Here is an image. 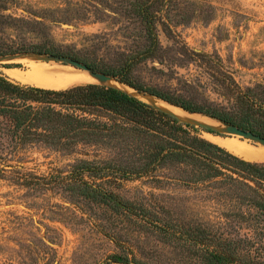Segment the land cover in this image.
<instances>
[{
  "label": "rangeland",
  "instance_id": "obj_1",
  "mask_svg": "<svg viewBox=\"0 0 264 264\" xmlns=\"http://www.w3.org/2000/svg\"><path fill=\"white\" fill-rule=\"evenodd\" d=\"M139 2L150 4L156 36L147 31L148 17L137 13ZM151 44L155 45L148 49ZM0 46L43 51L0 56V72L7 76L5 69L24 68L22 58L28 55L42 60L52 54L86 58L104 69L130 61L134 77L147 86L235 119L242 116L239 96L247 89L264 106V0H0ZM114 81L89 83L123 90ZM191 113L215 120L206 125L180 119L204 127L199 133L208 140L206 133L264 146L228 132L225 122L216 117ZM34 156L27 166L39 173L65 162L39 153ZM140 185V180L126 181L119 191L128 198L150 190L164 194L162 199L203 224L209 252L220 250L226 242L234 248L237 264H264V210L260 206L240 202L234 195L209 191L201 197L183 187ZM24 192L0 181V264H108L109 255L122 252L66 194L49 191L44 198H18ZM124 240L120 243L127 249L172 250L153 236Z\"/></svg>",
  "mask_w": 264,
  "mask_h": 264
},
{
  "label": "trees",
  "instance_id": "obj_2",
  "mask_svg": "<svg viewBox=\"0 0 264 264\" xmlns=\"http://www.w3.org/2000/svg\"><path fill=\"white\" fill-rule=\"evenodd\" d=\"M137 6V13L148 17V33L156 36L150 4ZM28 52L43 53L0 46V56ZM73 58L139 92L264 137V106L256 103L251 89L239 96L242 116L235 119L147 86L134 77L130 61L104 69L86 58ZM201 128L115 86L89 83L49 89L0 72V181L24 190L18 198H44L49 191L69 196L122 248L108 256V264H237L229 243L209 252L203 224L162 199L164 194L150 190L128 198L119 191L126 181L140 180V186L183 187L201 197L209 191L234 195L264 210V163L246 160L202 137ZM35 153L65 162L39 173L27 166ZM129 236H153L172 250H128L120 242ZM241 260L246 262L245 254Z\"/></svg>",
  "mask_w": 264,
  "mask_h": 264
},
{
  "label": "bare ground",
  "instance_id": "obj_3",
  "mask_svg": "<svg viewBox=\"0 0 264 264\" xmlns=\"http://www.w3.org/2000/svg\"><path fill=\"white\" fill-rule=\"evenodd\" d=\"M22 60V63L25 66H23L24 68L8 67L4 71L11 78H14L21 83L30 84L42 88L63 89L76 84H85L94 80H99L89 71L77 69L70 64H64L62 61H56L54 59L42 60L38 59L37 57L35 58V56L29 55L23 56ZM109 81L113 82L114 80ZM114 82L121 86L123 90L139 96L141 99L158 106L162 110L174 114L182 120L202 123L206 125L215 122V120H212L207 116L193 114L174 104L165 102L154 96L147 95L145 97H141L140 95H138L141 93H138L127 85H124L117 81ZM131 90H134V92L137 93H134ZM206 135L211 141L225 147L235 154L243 156L247 159H258L264 161V146L261 144L252 143L247 139H241L239 137H222L211 133H206Z\"/></svg>",
  "mask_w": 264,
  "mask_h": 264
},
{
  "label": "water",
  "instance_id": "obj_4",
  "mask_svg": "<svg viewBox=\"0 0 264 264\" xmlns=\"http://www.w3.org/2000/svg\"><path fill=\"white\" fill-rule=\"evenodd\" d=\"M19 56L18 54L15 56L17 57ZM49 59H54L56 61H62L64 64H70L76 68L79 69H84L86 71H89L93 76L97 77L99 80L105 82L108 81L110 79H112V77L104 72H95L93 70H91L86 64L74 59V58H70V57H65V56H58V55H50L48 56L45 60H49ZM117 81V80H116ZM119 82V81H118ZM121 83V82H120ZM124 84V83H123ZM130 87V86H129ZM132 88V87H131ZM134 89V88H133ZM135 90V89H134ZM127 92V91H126ZM139 92V91H138ZM135 96V95H134ZM137 97V96H136ZM140 99V98H139ZM142 100V99H141ZM159 108V107H158ZM161 109V108H160ZM165 111V110H164ZM167 112V111H166ZM170 113V112H169ZM174 115V114H173ZM180 119V118H179ZM226 125V129L228 132L230 133H236V134H240L242 136H246V137H250L253 138L255 140L260 141L261 143L264 144V137L256 134L252 131L249 130H245L235 124H228V123H224Z\"/></svg>",
  "mask_w": 264,
  "mask_h": 264
}]
</instances>
